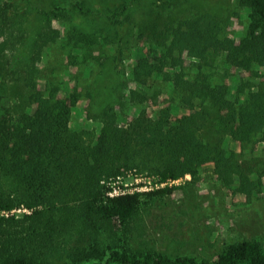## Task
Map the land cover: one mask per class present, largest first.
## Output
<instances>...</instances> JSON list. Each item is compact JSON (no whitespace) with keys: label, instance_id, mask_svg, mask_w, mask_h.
<instances>
[{"label":"rangeland","instance_id":"1","mask_svg":"<svg viewBox=\"0 0 264 264\" xmlns=\"http://www.w3.org/2000/svg\"><path fill=\"white\" fill-rule=\"evenodd\" d=\"M39 1L51 10L48 15L41 8L32 9L27 0H0V84L4 101L16 109L33 113L42 98L54 94L72 107L69 129L85 135L97 138L108 125L132 130L139 115H144L141 127L145 128L173 103L176 90L174 82L159 74L149 79L135 74L138 59L144 57L163 58L165 70L186 71L192 77L196 63L201 62L208 65L206 73L214 83L264 91V65L239 67L228 57L229 44H238L248 29L259 26L257 16L237 0H165L152 4L157 9L153 13L151 7L128 12L131 43L116 64L110 61L115 45L106 15L113 3L129 0H86L87 7L102 9L100 16L87 23L74 10L73 0ZM203 16L209 17L212 35L225 45L208 47L207 59L193 53V49H203L204 38L199 47L191 41L194 23ZM146 22L158 24L162 31L157 33V26L153 37V24ZM209 55L217 63L216 70L206 62ZM116 84L121 88L119 101L112 99ZM188 112L180 107L171 117ZM232 146L240 171L254 181L251 187L242 183L239 174L231 185H224L214 162L203 165L195 175L187 173L173 180L121 164L116 174L103 177L100 184L106 199L139 194L140 205L132 217L114 216L104 223L97 218V227H85L79 222L66 226L49 221L50 211L43 204L22 203L0 212V264L21 237L27 244L35 241L42 253H48L42 257L50 264L100 263L109 248L216 260L233 242L255 240L264 245V140L243 147L232 140ZM242 187L250 189L248 194ZM163 189L171 191L161 193ZM79 198L72 199L71 205Z\"/></svg>","mask_w":264,"mask_h":264},{"label":"trees","instance_id":"2","mask_svg":"<svg viewBox=\"0 0 264 264\" xmlns=\"http://www.w3.org/2000/svg\"><path fill=\"white\" fill-rule=\"evenodd\" d=\"M27 1L32 9L41 8L46 15L51 12L39 0ZM237 1L257 16L259 26L248 29L238 44H229L228 57L239 67L254 64L261 67L264 65V0ZM155 2L164 3L165 0H129L112 4V12L106 15L115 45L112 63L122 59L125 48L131 43L126 14L150 7L153 13L157 10L152 6ZM86 5V0H73L74 10L81 14L84 23L93 22L89 18L100 16L102 9ZM202 18L194 23L191 41L199 47L204 38L203 49H193V53L207 59V48L224 45V40L212 35L207 26L209 17ZM146 23L153 24L151 35L155 37L158 24ZM160 31L158 26L157 33ZM138 60L136 75L149 79L159 74L174 82L173 103L160 110L145 128L141 127L144 115H139L131 124L132 130L108 125L97 138L94 134L86 133V137L80 130L69 129L72 107L67 99L51 94L42 98L31 113L4 101L5 92L0 84V210L22 203L43 204L50 211L49 221L53 219L57 225L60 222L66 226L79 222L85 227H97V218L104 223L114 216L132 217L140 205L139 194H120L106 199L100 184L103 177L116 174L121 164L140 167L162 180H173L187 173L195 175L203 165L214 162L224 185H231L238 174L247 187L254 185V181L240 171L232 140L242 147L264 140V91L251 92L243 84L214 83L206 73L208 65L201 62L196 63V75L192 77L186 71L177 74L165 70L163 58ZM210 60L209 55L206 62H211L210 68L215 66L216 70L217 63ZM113 90L112 99L121 100L120 84L113 85ZM180 107L189 112L172 118L173 112ZM136 127L142 130L135 132ZM241 190L248 194L250 189ZM78 195L79 202L71 205ZM22 239L16 240L17 244L1 264H50L42 257H48V253H42L35 241L27 244ZM53 247L61 251L56 245ZM94 264H264V245L255 240L233 242L216 260L171 256L149 249L109 248L106 260Z\"/></svg>","mask_w":264,"mask_h":264},{"label":"built area","instance_id":"3","mask_svg":"<svg viewBox=\"0 0 264 264\" xmlns=\"http://www.w3.org/2000/svg\"><path fill=\"white\" fill-rule=\"evenodd\" d=\"M170 180H171V179H170ZM112 196H113V195H112ZM0 212H6V213H7L8 211H5V210L3 209V210H0Z\"/></svg>","mask_w":264,"mask_h":264}]
</instances>
